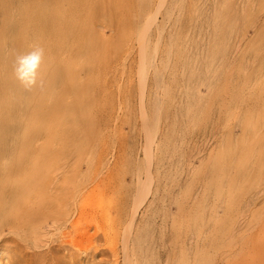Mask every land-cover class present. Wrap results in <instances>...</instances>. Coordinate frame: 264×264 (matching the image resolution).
I'll use <instances>...</instances> for the list:
<instances>
[{"label":"rangeland","instance_id":"1","mask_svg":"<svg viewBox=\"0 0 264 264\" xmlns=\"http://www.w3.org/2000/svg\"><path fill=\"white\" fill-rule=\"evenodd\" d=\"M133 1L96 0L99 9L87 12L92 23L82 22L94 42L82 70V99L70 98L67 108L82 115V151L68 159L82 175V242L79 249L74 236L67 238L65 254L42 264H214L245 225L250 228L237 239L240 246L259 240L256 250L242 249L237 264H264V91L246 87L264 79V0H166L162 12L176 23L163 24L158 48L167 51L170 43L173 51L164 59L158 51L143 90L133 51L118 56L110 50L101 59L105 43L95 31L112 32L115 10L128 20ZM140 101L154 130L143 185ZM208 220L212 228L205 230ZM26 257L24 249L11 247L2 264H25Z\"/></svg>","mask_w":264,"mask_h":264},{"label":"bare ground","instance_id":"2","mask_svg":"<svg viewBox=\"0 0 264 264\" xmlns=\"http://www.w3.org/2000/svg\"><path fill=\"white\" fill-rule=\"evenodd\" d=\"M146 1L148 3L133 1L135 7L128 20L115 10L113 34H107L102 28L95 30L105 43L98 53L101 59L106 60L109 57L106 55H111L110 50L118 56L133 51L131 58L137 62L142 90L147 72L158 64V51L165 53L163 59L173 51L170 43L167 51L158 48L163 24L174 26L176 23L162 12L166 0ZM106 2L112 4L113 0ZM95 3L96 0H0V264L11 247L24 249L25 264H42L47 256L65 254L67 238L72 236L81 248L82 175L79 170L74 171L68 159L82 151V115L81 110L75 115L67 108L72 104L70 98L82 97V70L89 65L88 53L94 42L88 31L82 32V22L92 23L87 12L89 8L99 9L93 6ZM159 14L163 16L162 22L158 21ZM183 26V31L188 32L190 26L184 23ZM119 30L121 35L117 33ZM181 30L182 24H179L174 34ZM34 45L45 49L39 69L43 86L29 91L15 80L12 63L17 53L27 52ZM94 45L97 50V43ZM95 52L93 50V55ZM155 73L160 86L162 76ZM246 87L264 91V79L249 82ZM140 105L145 136L144 171L147 172L141 181L143 185L149 179L154 158L151 148L154 130L148 124L149 113L142 101ZM158 112L159 108L153 116ZM139 207L134 208V214ZM244 208H250V204ZM132 221L129 219L128 224ZM209 222L212 220L204 224L205 230L212 228ZM128 224L124 234L121 233L125 253L130 249ZM249 228V225L236 228L224 246L221 260L214 264H237L243 248L257 249L258 236L251 237L242 246L237 241ZM55 231L60 233L59 239L53 240ZM198 233L201 235V230ZM52 242L59 243L50 246ZM9 245L12 246L9 248ZM198 249L201 252L202 247ZM125 260L129 261L128 254ZM15 262L21 264L19 260Z\"/></svg>","mask_w":264,"mask_h":264},{"label":"clouds","instance_id":"3","mask_svg":"<svg viewBox=\"0 0 264 264\" xmlns=\"http://www.w3.org/2000/svg\"><path fill=\"white\" fill-rule=\"evenodd\" d=\"M45 49L34 45L24 53H17L12 63V72L15 80L25 89L32 90L42 87L43 81L39 77V69L44 61Z\"/></svg>","mask_w":264,"mask_h":264}]
</instances>
